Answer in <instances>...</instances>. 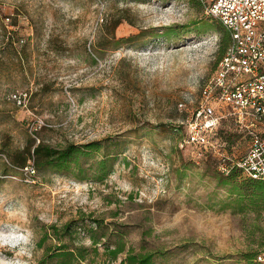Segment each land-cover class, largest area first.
Instances as JSON below:
<instances>
[{
    "label": "rangeland",
    "instance_id": "rangeland-1",
    "mask_svg": "<svg viewBox=\"0 0 264 264\" xmlns=\"http://www.w3.org/2000/svg\"><path fill=\"white\" fill-rule=\"evenodd\" d=\"M210 1L0 0V264H39L59 239L94 264L92 235L101 254L123 240L159 264H248L262 251L264 195L245 176L222 185L213 160L194 164L180 146L178 105L195 107L218 67L223 34L195 25L214 23ZM168 26L184 36L161 35ZM41 141L101 150L70 172L12 163Z\"/></svg>",
    "mask_w": 264,
    "mask_h": 264
},
{
    "label": "built area",
    "instance_id": "built-area-1",
    "mask_svg": "<svg viewBox=\"0 0 264 264\" xmlns=\"http://www.w3.org/2000/svg\"><path fill=\"white\" fill-rule=\"evenodd\" d=\"M205 9L231 41L200 102L178 105L189 114L180 146L194 164L213 160L224 176L264 180V0H212ZM257 260L264 263V250Z\"/></svg>",
    "mask_w": 264,
    "mask_h": 264
},
{
    "label": "trees",
    "instance_id": "trees-1",
    "mask_svg": "<svg viewBox=\"0 0 264 264\" xmlns=\"http://www.w3.org/2000/svg\"><path fill=\"white\" fill-rule=\"evenodd\" d=\"M188 2H196L200 6H202L203 0H187ZM206 8V5H205ZM206 10V9H205ZM209 16V15H207ZM210 19H213L214 23H210L209 20L202 21V22H195V25L198 26V29L208 30L213 29L215 31H219L223 34L222 37V44H221V52L220 57L216 63V65L220 62V60L224 57L225 53L227 52V48L230 44L231 38L230 34L226 30L225 26L217 19L212 16H209ZM119 22V21H118ZM119 24V23H118ZM163 36H166L168 39H177L184 36V31H180L178 26H168L165 28L164 32H162ZM101 150V146L99 143L91 142L87 143V145L81 146L76 144H69L65 147H57L54 148L53 146L46 144L45 142H40L36 144L32 142L30 146L27 147L25 153L28 156H24L23 153L16 154L20 157L13 158L12 163L18 167L25 168L28 166L27 161L34 157V167L36 171H42L46 169H52L54 171H61V172H70L73 167L79 166L80 158L82 155H88V152H99ZM214 162V161H213ZM108 161H103L100 164L101 169L104 171L108 166ZM215 166V165H214ZM216 168V167H215ZM217 170V169H216ZM218 172V171H217ZM219 173V172H218ZM220 182L222 185H234L239 177H243L242 173L238 170H234L232 174L228 176H224L220 173ZM251 184L256 188V192L261 195H264V180H252L250 179ZM71 230V225L66 224L63 226V231L66 233V237H71L69 235V231ZM57 235V233L55 232ZM94 240V250L92 255L93 263L94 264H102L99 263L97 258L100 256L108 257V261L103 264H111L112 261L120 260L119 264H159L157 261V253L156 252H135L134 249H126L125 242L123 240L118 242V245L114 248L107 247L106 251L101 254L97 248V244L100 243V239H97L95 235L91 237ZM60 240V244L58 248L50 254V256H46L45 258L41 259L39 264H76L79 261H83L88 259V256L83 253L84 249L87 248H79L78 246L71 249L70 244L65 240ZM44 244V240H41L38 243V247H42ZM264 248L261 252L250 253L247 255L248 264H264L263 262H259L257 260L258 256L263 253ZM123 255V257H122ZM96 258V259H95Z\"/></svg>",
    "mask_w": 264,
    "mask_h": 264
}]
</instances>
